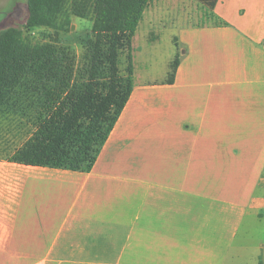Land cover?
I'll use <instances>...</instances> for the list:
<instances>
[{
  "label": "crops",
  "instance_id": "obj_1",
  "mask_svg": "<svg viewBox=\"0 0 264 264\" xmlns=\"http://www.w3.org/2000/svg\"><path fill=\"white\" fill-rule=\"evenodd\" d=\"M210 12L171 83L134 65L89 171L0 157V264H264V0Z\"/></svg>",
  "mask_w": 264,
  "mask_h": 264
},
{
  "label": "trees",
  "instance_id": "obj_2",
  "mask_svg": "<svg viewBox=\"0 0 264 264\" xmlns=\"http://www.w3.org/2000/svg\"><path fill=\"white\" fill-rule=\"evenodd\" d=\"M209 1V14L214 2ZM150 0H26L19 27L0 31V113L26 116L32 132L5 157L26 165L89 171L134 83L132 39ZM89 18L79 58L64 44L31 39L36 27L66 31ZM124 56V68H120ZM179 51L170 61L171 83Z\"/></svg>",
  "mask_w": 264,
  "mask_h": 264
},
{
  "label": "rangeland",
  "instance_id": "obj_3",
  "mask_svg": "<svg viewBox=\"0 0 264 264\" xmlns=\"http://www.w3.org/2000/svg\"><path fill=\"white\" fill-rule=\"evenodd\" d=\"M209 1L212 0H150L132 43L133 65L143 78L158 77L168 69V58L173 59L177 52L173 37L177 34L178 25L180 22L201 24L208 21L211 18ZM26 16V0H0V31L21 26ZM91 25L89 18L72 16L66 31L36 27L25 30V34L36 41L67 45L79 58L82 45L90 38ZM121 62L119 65L123 70L124 56ZM32 130L33 125L26 116L0 113V157H5L21 144ZM256 225L260 230L259 236L264 238V218Z\"/></svg>",
  "mask_w": 264,
  "mask_h": 264
}]
</instances>
